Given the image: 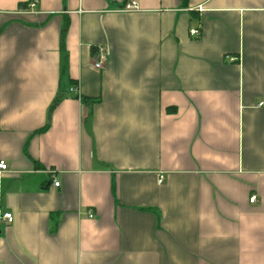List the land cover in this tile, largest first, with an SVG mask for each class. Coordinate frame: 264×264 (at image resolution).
I'll use <instances>...</instances> for the list:
<instances>
[{
  "label": "crops",
  "instance_id": "obj_1",
  "mask_svg": "<svg viewBox=\"0 0 264 264\" xmlns=\"http://www.w3.org/2000/svg\"><path fill=\"white\" fill-rule=\"evenodd\" d=\"M29 1L0 0V264H264V0Z\"/></svg>",
  "mask_w": 264,
  "mask_h": 264
},
{
  "label": "built area",
  "instance_id": "obj_2",
  "mask_svg": "<svg viewBox=\"0 0 264 264\" xmlns=\"http://www.w3.org/2000/svg\"><path fill=\"white\" fill-rule=\"evenodd\" d=\"M36 2L37 0H30L28 3H27V7L28 8H34L35 5H36ZM138 3L136 2V0H126L122 7L120 9H122L123 11H135V10H138ZM190 34L192 36H195V37H198L200 36L201 32L198 28H193L190 30ZM105 60V56H101V59L99 61H97L94 66L96 68H100L101 65H102V62ZM68 91L70 93H73L77 98L80 99V94L78 92V88L76 86V84H72L69 88H68ZM7 169V163L4 161V160H0V171H5ZM162 181V177L159 178V183ZM54 185L55 186H58L59 185V181L58 180H54ZM250 201L253 202V201H256V195H251L250 197ZM91 216V214L89 215ZM2 217L4 219H6L7 221H11L12 220V215L11 213L9 212H5L2 214Z\"/></svg>",
  "mask_w": 264,
  "mask_h": 264
},
{
  "label": "trees",
  "instance_id": "obj_3",
  "mask_svg": "<svg viewBox=\"0 0 264 264\" xmlns=\"http://www.w3.org/2000/svg\"><path fill=\"white\" fill-rule=\"evenodd\" d=\"M182 1H183V3L186 5L188 0H182ZM59 98H60V97L57 96V97L55 98V100L53 101V103H52L51 106H54V104H56V102L59 100ZM82 99L84 100V98L81 97V100H82Z\"/></svg>",
  "mask_w": 264,
  "mask_h": 264
}]
</instances>
